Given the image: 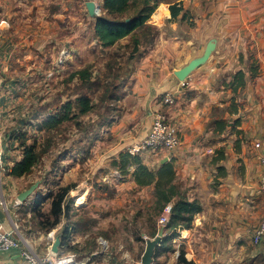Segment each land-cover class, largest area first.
Instances as JSON below:
<instances>
[{
    "label": "crops",
    "instance_id": "crops-1",
    "mask_svg": "<svg viewBox=\"0 0 264 264\" xmlns=\"http://www.w3.org/2000/svg\"><path fill=\"white\" fill-rule=\"evenodd\" d=\"M103 1L0 0V193L7 203L0 227L14 230L21 243L0 252V264H29L22 249L41 260L51 254L56 236L57 255H74L76 264H141L158 219L170 215L178 197L152 225L145 223L153 185L138 186L131 176L135 166L122 174L113 162L137 148L158 110L178 120L181 145L135 154L153 171L171 162L174 184L202 210L191 229L177 230L173 238L164 230L151 264H176L180 251L191 264H264V238L252 241L264 212L256 146L264 133V0H182L176 18L169 6L178 0H160L149 20L155 36L121 78L112 101L116 109L106 118L94 112L89 133L81 117L74 136L57 146L52 141L30 174L10 175L23 159L20 137L39 149L36 124L57 113L52 107L72 100L64 90L73 61L83 49L100 47L94 38L98 16L88 13L86 3L94 2L100 16ZM212 38L217 43L211 60L184 82L176 79L173 71L200 56ZM239 71L245 86L234 95L231 83ZM167 95L174 98L171 106L161 102ZM232 98L237 111L230 113ZM219 121L226 122L221 131ZM218 151L224 159L213 161ZM57 171L64 186L74 187L59 224L47 232L38 227L35 205L56 184ZM36 182L32 195L19 202L17 196Z\"/></svg>",
    "mask_w": 264,
    "mask_h": 264
},
{
    "label": "trees",
    "instance_id": "trees-1",
    "mask_svg": "<svg viewBox=\"0 0 264 264\" xmlns=\"http://www.w3.org/2000/svg\"><path fill=\"white\" fill-rule=\"evenodd\" d=\"M159 1L160 0H104L101 12L102 14L96 18L94 25V38L98 46L102 49H108L117 45L121 40L128 38V42L125 47L128 48V60L132 63L140 56L141 47L151 43L155 36V29L149 23V20ZM181 2L182 0H178V2L169 6L171 18H176L181 13ZM111 62L112 66L109 64V71H118L119 68L115 67V59L111 60ZM250 71L253 73L252 70ZM72 75L73 78L74 76L78 77L79 84L82 83L85 85L90 81L93 86H98L97 82L92 79V76L87 69L78 70L73 72ZM234 78L235 79L231 83V86L233 94L236 95L238 88H243L245 86L244 73L239 71L234 75ZM118 86L119 83L114 87L112 84L107 85L103 92L102 85H100L102 92L97 97L99 103L102 104L104 100L114 101L118 96L116 93ZM86 87L88 88V86ZM112 88L116 89L112 91ZM74 96V99L66 102L62 106L63 109L61 113L51 114L37 126V129L41 131L50 130L51 132L64 123L75 120H77V124H74V126L80 127L81 122L79 119L92 113L96 104H94V101L87 95L76 94ZM232 99L233 101L232 106L230 107V113L237 111V107L234 102L235 99ZM234 124L238 125L239 121L235 120ZM225 126V121L218 122L219 131L224 129ZM19 141L24 147V150L23 159L16 163L10 170V175L15 177L30 174L32 172V168L37 163L39 156L47 151V148L38 149L36 142L27 145L24 137H20ZM222 159H224L223 152L218 151V156L213 161H219ZM113 164L118 167L122 174L127 173V166H135L131 175L135 183L138 186L153 185L154 203L152 207L154 208L156 214L160 215L164 207L174 197H178V200L170 210V218L165 227L166 230L170 231L169 238H173L176 235L177 230L192 228L194 216L201 212L202 207L197 200H187V198L181 194L178 187L174 184V168L171 162L164 163L156 171H153L142 164L138 154L124 152L120 154L119 160L114 161ZM223 175H225L224 172H222V176ZM73 187V184L59 187L56 192L49 193L45 197V200H50L51 205L48 214L39 213V206L36 207L35 218L38 220V227L40 229L48 232L50 229L55 228L59 224L60 218L66 207L65 203L68 194ZM176 264L191 263L186 261L183 251H180Z\"/></svg>",
    "mask_w": 264,
    "mask_h": 264
},
{
    "label": "rangeland",
    "instance_id": "rangeland-1",
    "mask_svg": "<svg viewBox=\"0 0 264 264\" xmlns=\"http://www.w3.org/2000/svg\"><path fill=\"white\" fill-rule=\"evenodd\" d=\"M126 42L127 41H120L117 45H115L114 47L108 48V49H101L100 47L99 48L97 47V49H94L93 48L94 45L92 47L86 49L85 51L83 49L82 53L80 54V57H78L77 60L73 61L71 69H70L71 72L69 71L70 72L69 75H67L65 77V81L69 80L70 82L68 81L69 82V88H67V90H64V91L68 94L70 92V94L72 95V99L75 98L74 95H76V94H84V95L89 96L92 99L94 98L93 100H94V103L96 104L95 105L96 107H94L93 114L89 115L88 117H82L81 118V122H83L85 125L84 128L87 129L89 126L88 133L91 131L90 128L93 126V124L95 122V115H94L95 113L94 112L101 113L102 115H104V118H106V116L109 115L113 111V109H116L117 105H114L111 100L110 101L104 100L102 104L96 103L95 100L98 97V95H100L99 92H102L100 85H102L103 92H104V88L107 85L112 84L113 87L118 83L120 85L122 82V79H120V78H122L125 73L130 72V70L132 68V63L128 60L129 53H128V48L125 47V45L127 44ZM113 59H115V67L119 68L118 71H113V70L109 71V68H110L109 64H111L110 66H112L111 60H113ZM209 60H211V58ZM80 68L87 69L90 72L92 79L97 82V85L99 87L95 86V85H94L95 86L94 87L92 85V82H90V81H89L90 83L87 82L85 85L82 83L79 84L78 77L74 76V78H73L72 74H73L74 70H77ZM98 82H99V84H98ZM110 82H113V83H110ZM86 86H88V88ZM114 89H116V88H114ZM114 89L112 88V91H114ZM116 93H117V91H116ZM62 106L61 107H58V106L52 107V109L56 110L57 113H61L62 109H63ZM39 124H36V127ZM74 124L75 125L77 124V120L71 121V122H66L63 125L56 128V130L51 131V132H50V130H47V131L42 130L41 131V130L37 129L35 134L37 135V138H39L38 141L40 142L39 143L40 148L41 149H44V148L48 149L50 147V144L52 143V141L55 140V143H56V141L60 143L65 137L70 136V134L72 135V132H74V130H75ZM79 125H80V123H79ZM81 125H82V123H81ZM76 134H77V132H76ZM72 136H74V135H72ZM54 137H55V139H53ZM56 146H57V143H56ZM231 146L235 149L236 143L231 142ZM59 175H60V172L57 171L56 175L54 176L55 181H53V183L56 182V184L54 183L51 191L49 190V192H47L46 195L43 197L44 202L38 201V203H36L37 205H35V206L36 207L39 206V213L45 214V211L50 204V200H45V197L49 193H54L58 190L59 187H63L65 185L61 182V179H60L61 176L59 177ZM69 196H71V195H69ZM66 201H68V197H67ZM41 203H43V204H41ZM151 205H153V204H151ZM157 215L158 214H156L154 208L152 206H150L149 211H148V216L145 218L144 222L148 223L149 225H152L153 221L158 219ZM36 221L38 223L37 219H36Z\"/></svg>",
    "mask_w": 264,
    "mask_h": 264
},
{
    "label": "built area",
    "instance_id": "built-area-1",
    "mask_svg": "<svg viewBox=\"0 0 264 264\" xmlns=\"http://www.w3.org/2000/svg\"><path fill=\"white\" fill-rule=\"evenodd\" d=\"M64 54L63 52L61 55ZM163 104L171 106L175 103L174 98L167 95L161 101ZM181 145L180 128L178 120L172 119L164 110H158L154 113L152 125L145 138L138 144L137 148L131 151V154L141 152H160L164 150L173 151ZM260 150V190L264 195V133L256 143ZM7 203L0 193V210L6 209ZM170 215L163 214L158 219V230L165 229ZM15 231H4L0 227V252L10 251L20 248L21 243L15 237ZM50 236V234H49ZM264 238V212L261 216L259 226L253 232L252 241L259 244ZM22 254L29 264H76L74 255L58 256L57 254H48L41 260L32 252L22 249Z\"/></svg>",
    "mask_w": 264,
    "mask_h": 264
},
{
    "label": "water",
    "instance_id": "water-1",
    "mask_svg": "<svg viewBox=\"0 0 264 264\" xmlns=\"http://www.w3.org/2000/svg\"><path fill=\"white\" fill-rule=\"evenodd\" d=\"M88 13L91 16H99V9L96 7L94 2L86 3ZM217 40L215 38L210 39L202 54L196 58L191 59L186 65L180 69L174 70L173 75L181 82H184L197 68L204 66L208 60L211 58L213 52L216 49ZM165 162V161H164ZM163 162V163H164ZM40 182H36L31 185L27 190L21 192L17 199L19 202L23 203L29 196L32 195L34 190L39 186ZM165 229H160L153 239L146 241V247L141 257V264H151L153 259V254L156 246L160 243ZM61 245L60 236H56L51 245V253L58 254L59 247Z\"/></svg>",
    "mask_w": 264,
    "mask_h": 264
},
{
    "label": "bare ground",
    "instance_id": "bare-ground-1",
    "mask_svg": "<svg viewBox=\"0 0 264 264\" xmlns=\"http://www.w3.org/2000/svg\"><path fill=\"white\" fill-rule=\"evenodd\" d=\"M80 200V199H79ZM79 200L77 202H79Z\"/></svg>",
    "mask_w": 264,
    "mask_h": 264
}]
</instances>
